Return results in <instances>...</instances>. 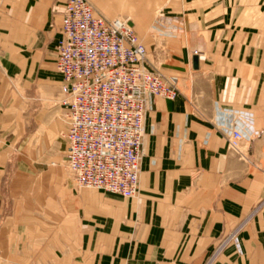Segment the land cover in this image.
I'll list each match as a JSON object with an SVG mask.
<instances>
[{"label": "crops", "instance_id": "obj_1", "mask_svg": "<svg viewBox=\"0 0 264 264\" xmlns=\"http://www.w3.org/2000/svg\"><path fill=\"white\" fill-rule=\"evenodd\" d=\"M118 1L122 7L129 2ZM170 2L163 0L151 30L169 39L171 61L163 72L178 77L180 87L173 100L152 97L147 103L137 220L153 223L164 239H175L162 244L185 246L186 257L197 262L204 231L241 224L255 207L256 216L242 224L247 233L238 237L232 262L264 264V107L257 94L264 11L258 16L256 9L264 0H176L167 19L163 8ZM235 4L246 8L240 13ZM63 5L64 0H0V86L25 84L34 69L46 67L54 71L59 95L54 59ZM234 128L244 137L246 160L226 148V133ZM109 196L108 202L121 204Z\"/></svg>", "mask_w": 264, "mask_h": 264}, {"label": "rangeland", "instance_id": "obj_2", "mask_svg": "<svg viewBox=\"0 0 264 264\" xmlns=\"http://www.w3.org/2000/svg\"><path fill=\"white\" fill-rule=\"evenodd\" d=\"M87 1L99 15L127 21L147 49V67L170 75L163 72L171 61L169 39L151 30L163 0H129L124 7L118 0ZM170 1L163 8L167 19L176 0ZM244 8L233 6L240 13ZM256 9L259 16L264 5ZM257 70L264 107V62ZM179 83L177 77V88ZM58 96L54 71L46 67L34 69L25 84L0 86V264H233L237 239L247 233L242 224L256 216L255 207L241 224L204 231L197 262L186 257L185 246L162 244L175 239L137 220L138 183L133 197H113L119 206L107 201L109 195L75 188L63 158ZM261 136L264 158V128ZM88 192L92 198L83 197Z\"/></svg>", "mask_w": 264, "mask_h": 264}, {"label": "built area", "instance_id": "obj_3", "mask_svg": "<svg viewBox=\"0 0 264 264\" xmlns=\"http://www.w3.org/2000/svg\"><path fill=\"white\" fill-rule=\"evenodd\" d=\"M55 52L64 163L75 188L133 197L147 103L173 100L177 77L150 70L132 26L95 14L87 0L64 1ZM243 139L239 128L229 129L227 150L241 158Z\"/></svg>", "mask_w": 264, "mask_h": 264}, {"label": "water", "instance_id": "obj_4", "mask_svg": "<svg viewBox=\"0 0 264 264\" xmlns=\"http://www.w3.org/2000/svg\"><path fill=\"white\" fill-rule=\"evenodd\" d=\"M192 65H193V68H196V58L195 57L192 59Z\"/></svg>", "mask_w": 264, "mask_h": 264}]
</instances>
